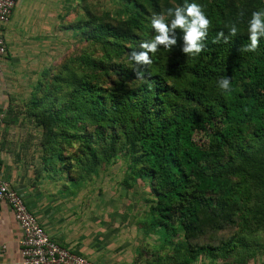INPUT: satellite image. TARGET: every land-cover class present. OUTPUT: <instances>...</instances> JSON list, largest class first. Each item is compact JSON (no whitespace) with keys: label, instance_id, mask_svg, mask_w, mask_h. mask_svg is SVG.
I'll return each instance as SVG.
<instances>
[{"label":"trees","instance_id":"obj_1","mask_svg":"<svg viewBox=\"0 0 264 264\" xmlns=\"http://www.w3.org/2000/svg\"><path fill=\"white\" fill-rule=\"evenodd\" d=\"M113 1L121 5L115 16L102 18L82 3L85 19L63 28L82 51L42 70L29 92L24 113L39 130L35 178L78 189L102 162L126 157L123 185L140 181L150 197L144 227L162 232V242L180 233L185 264L218 252L244 264L264 226V37L255 52L243 49L264 0ZM186 2L202 5L211 21L203 51L183 53L176 29L171 50L160 46L151 65H137L131 53L156 35L151 18L164 14L170 24L167 10ZM220 32L227 43L214 42ZM223 77L230 93L218 86Z\"/></svg>","mask_w":264,"mask_h":264},{"label":"crops","instance_id":"obj_2","mask_svg":"<svg viewBox=\"0 0 264 264\" xmlns=\"http://www.w3.org/2000/svg\"><path fill=\"white\" fill-rule=\"evenodd\" d=\"M74 1L15 0L3 27L7 54L0 63V109L5 111L0 126V178L21 196L38 225L59 246L94 264H140L137 257L145 236L140 233L143 220L129 215L125 208L119 209L115 202L99 198L100 193L97 201L88 200L92 193L84 186L73 189L42 175L35 178L38 129L31 123L33 129L27 127L25 135L9 136L14 127H24L15 114L25 107L31 90L20 87L35 71L29 66L47 64L57 54L59 19L65 5L67 9ZM23 96L26 99L21 103ZM11 97L15 102L10 101ZM19 239L11 211L0 204V248L4 247L0 249V264H19ZM256 259L253 256L244 264H264V256L260 263ZM228 264L239 263L228 260Z\"/></svg>","mask_w":264,"mask_h":264},{"label":"rangeland","instance_id":"obj_3","mask_svg":"<svg viewBox=\"0 0 264 264\" xmlns=\"http://www.w3.org/2000/svg\"><path fill=\"white\" fill-rule=\"evenodd\" d=\"M70 0H67L69 2ZM78 5L75 7V4ZM82 3L86 9L92 15H95L97 18H102L106 11L109 12V15H113V12L116 13V8L120 7L119 2H114L113 0H75L70 4V6L66 9L64 7V13L62 12L60 16V46L59 49H56L55 56L48 62L47 64H37L36 66H29L30 70L33 71V75L29 77L30 80L24 82L20 87L31 89L34 82L41 74L42 70L46 71L53 70V68H59L61 64L69 57L78 55L83 47L84 43L78 40V37L75 36V33L71 31V29H63L68 24L72 25L79 20H84L85 17L82 15ZM74 10V11H73ZM118 17V16H117ZM106 19V18H105ZM104 19V20H105ZM59 23V22H58ZM59 25V24H58ZM5 38V35H4ZM5 68V67H4ZM8 68V67H6ZM54 71V70H53ZM56 71V70H55ZM56 73V72H55ZM24 95V93H23ZM26 99L25 96L21 98V103ZM10 101L13 103L15 100L11 97ZM15 110H19L17 107H12ZM25 108V107H24ZM22 109L21 112L18 114L16 113V117L20 119L17 121L24 124V127H14L9 136H23L27 133V130H32L33 127L28 124L31 123V118L28 117L25 113H23ZM32 124V123H31ZM27 125V126H26ZM23 126V125H22ZM27 127H29L27 129ZM39 135V130L38 134ZM34 146V145H33ZM34 153H36V148L34 146ZM37 159V158H36ZM113 161H104L102 162L96 169L97 172L91 173L86 177L84 182V187L87 191L91 190V197L88 200L97 201V194L100 193L99 198H102L104 201L109 203L115 202L119 209L125 208L129 215H133L135 217L140 218L146 224V214L148 213V197L147 194V187L137 181L134 185L129 187H125L123 185V181H125V169L127 165V158L123 156H116L112 158ZM90 195V194H88ZM254 207V205H253ZM252 220V219H251ZM264 220V219H261ZM249 223V227H251V222ZM261 229L264 228L262 221ZM144 223H141V235L145 234L142 239V244L140 248V253L138 254V261L140 264H185V251L183 249V241L181 234L173 236V238H165V242L160 240L162 236V232L160 231H152L151 228L149 229L147 226L144 227ZM258 229L259 236H261L260 240H258L257 246L255 249L256 253L254 254V258L260 263L262 257L264 256V230ZM150 230V231H149ZM158 232V233H157ZM173 247V248H172ZM217 257L209 256L208 254L201 253L198 254L194 260L190 261L187 264H214V262H220L222 264H228V260L224 259L219 256V252L216 253ZM263 261V259H262Z\"/></svg>","mask_w":264,"mask_h":264},{"label":"clouds","instance_id":"obj_4","mask_svg":"<svg viewBox=\"0 0 264 264\" xmlns=\"http://www.w3.org/2000/svg\"><path fill=\"white\" fill-rule=\"evenodd\" d=\"M240 15L243 16V13ZM167 16L174 17L170 24L166 22L164 14L154 15L151 18V25L156 35L150 42H143L140 45L142 51H133L131 53V59L137 65H151L153 61L149 53L155 54L160 46L171 50L172 46L177 43L176 29H180L183 32V53L198 55L203 51V42L207 38L211 21L205 15L202 5L186 2L182 7L169 8L167 10ZM248 32L250 44L243 51L255 52L259 47L260 38L264 37V11H254L252 13ZM237 33L238 28L236 24H232L229 28V36L235 37ZM221 39L227 43L229 37H225L224 33L220 32L217 34L214 42H219ZM218 86L223 92L230 93L232 91L231 78H221Z\"/></svg>","mask_w":264,"mask_h":264},{"label":"built area","instance_id":"obj_5","mask_svg":"<svg viewBox=\"0 0 264 264\" xmlns=\"http://www.w3.org/2000/svg\"><path fill=\"white\" fill-rule=\"evenodd\" d=\"M14 5L15 0H0V63L7 54L2 36L3 27L8 23ZM4 118L5 111L0 109V126ZM0 204H5L9 208L20 231L19 264H94L53 242L27 210L21 196L1 178ZM0 249L2 251L4 247L1 246Z\"/></svg>","mask_w":264,"mask_h":264}]
</instances>
